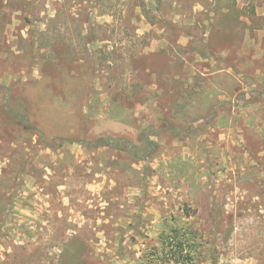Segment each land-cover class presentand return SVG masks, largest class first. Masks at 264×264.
I'll return each instance as SVG.
<instances>
[{"label": "rangeland", "instance_id": "obj_1", "mask_svg": "<svg viewBox=\"0 0 264 264\" xmlns=\"http://www.w3.org/2000/svg\"><path fill=\"white\" fill-rule=\"evenodd\" d=\"M173 228L264 264V0H0V264H176Z\"/></svg>", "mask_w": 264, "mask_h": 264}, {"label": "trees", "instance_id": "obj_2", "mask_svg": "<svg viewBox=\"0 0 264 264\" xmlns=\"http://www.w3.org/2000/svg\"><path fill=\"white\" fill-rule=\"evenodd\" d=\"M108 143L106 145H108ZM172 231L174 233V236H172V237L169 236L170 240L167 242V245L170 246L168 251L171 253V256H170L171 258H169V259H173L174 263H176V264H185V261L186 262L191 261L190 260L191 254H189V250L188 251L186 250L187 252H185V254H183V251L185 250V248H184V245H182V242L178 241L176 243H173L174 239H177L178 235L179 236L181 235L180 230L177 228H173ZM186 257H187V259L185 260ZM180 258L184 259L185 261L181 262Z\"/></svg>", "mask_w": 264, "mask_h": 264}]
</instances>
